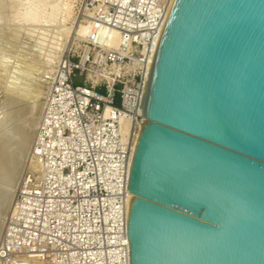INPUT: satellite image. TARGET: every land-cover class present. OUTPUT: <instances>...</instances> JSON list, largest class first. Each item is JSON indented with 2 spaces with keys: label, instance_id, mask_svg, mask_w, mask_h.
<instances>
[{
  "label": "water",
  "instance_id": "95a60500",
  "mask_svg": "<svg viewBox=\"0 0 264 264\" xmlns=\"http://www.w3.org/2000/svg\"><path fill=\"white\" fill-rule=\"evenodd\" d=\"M143 115L130 264H264V0H174Z\"/></svg>",
  "mask_w": 264,
  "mask_h": 264
},
{
  "label": "built area",
  "instance_id": "2783aa9c",
  "mask_svg": "<svg viewBox=\"0 0 264 264\" xmlns=\"http://www.w3.org/2000/svg\"><path fill=\"white\" fill-rule=\"evenodd\" d=\"M173 3L89 0L94 51L70 61L51 90L35 142L40 175L7 229L11 251L27 248L54 262L65 255L68 264H130L128 179ZM77 71L90 84L74 83Z\"/></svg>",
  "mask_w": 264,
  "mask_h": 264
},
{
  "label": "rangeland",
  "instance_id": "374dc122",
  "mask_svg": "<svg viewBox=\"0 0 264 264\" xmlns=\"http://www.w3.org/2000/svg\"><path fill=\"white\" fill-rule=\"evenodd\" d=\"M11 2L12 0H0V264H68L70 260L65 255L58 256L63 260L62 262L57 260L54 262L48 255L41 257L27 248L11 251L12 245L7 239V229L14 220L17 205L23 191L27 188L26 186L39 179L40 164L39 158L35 154V142L40 130L44 108L54 84L58 81V74L66 66H69L70 61L78 62L79 58L87 56L89 51H94L89 31L92 10L87 8L89 0H52V3L58 5L59 9L53 15H48L44 22L27 25L19 23L18 20L19 15L24 11L25 4L16 7L15 1ZM22 2L24 3L26 0H22ZM13 3L15 5H12ZM78 23H82L79 26L87 24L88 31H86L87 34H84L86 36L77 33ZM30 30H36V32L32 33ZM52 30H55V33ZM50 33L55 36L53 37ZM37 34L43 36V41L42 38H38ZM47 34L49 38L45 37ZM36 38L40 45L43 44L41 41L44 42V38H46L45 45H36L38 44ZM47 40L50 42L48 45ZM38 46L40 49L37 48ZM49 47L53 48V51L51 48V51L47 50ZM36 49L42 50L37 51ZM35 51L37 56H33ZM44 52L52 55V58H49ZM32 53L38 63L33 58L29 60ZM41 61H45V63ZM23 62L36 63L40 72H36L37 70L34 73L31 72L32 70L29 73L23 71L28 67ZM22 73L29 74V76L26 77ZM39 76L42 79L45 76L44 80L47 82L41 80L43 84H39L41 82ZM38 78L39 80H37ZM72 80L76 84H90V79L83 72H75ZM35 81L39 82L34 83ZM34 84L38 87L33 88ZM40 85V93L45 96L44 102L38 101L40 97L36 98L38 101L36 103L28 99H21L25 93L35 92ZM8 154L12 155L7 156ZM30 254L36 256L31 257Z\"/></svg>",
  "mask_w": 264,
  "mask_h": 264
},
{
  "label": "bare ground",
  "instance_id": "6f19581e",
  "mask_svg": "<svg viewBox=\"0 0 264 264\" xmlns=\"http://www.w3.org/2000/svg\"><path fill=\"white\" fill-rule=\"evenodd\" d=\"M13 1H15L14 3L15 4H17V6L16 7H18L19 5H22V4H25V6H24V11L19 15L20 17H19V23H25V24H32V25H35V24H40L42 21L44 22V20H46V17H48V15H53L54 13H55V11L56 10H58L59 9V6L58 5H56L55 3H52V0H26V2H22V0H12V2ZM11 2V3H12ZM17 2V3H16ZM54 2V1H53ZM12 4V5H15V4ZM52 20V19H51ZM48 22V21H47ZM51 22V21H50ZM52 23V22H51ZM18 24V23H17ZM79 24H82V23H78V29H76V31H77V33L78 34H80V35H84L85 33H86V31H88V26H87V24H83L84 26H86V27H84L83 25H80L79 26ZM51 25V24H50ZM17 27V26H16ZM51 27V26H50ZM16 29H19V28H16ZM27 29V28H26ZM33 29H35V28H33ZM40 30V29H39ZM22 31V30H21ZM26 31V30H25ZM54 31V33H55V30H52V32ZM30 32H32V33H34V32H36V30L35 31H31L30 30ZM40 33V31H37V33ZM48 33V32H47ZM73 33V32H72ZM51 34V33H50ZM87 34V33H86ZM38 35V34H37ZM52 36H53V34H51ZM50 35V36H51ZM34 36V35H33ZM48 36V38H49V35L47 34L45 37H47ZM52 36L50 37V38H52ZM55 36V35H54ZM53 36V37H54ZM84 36H86V35H84ZM42 38L43 36H41V34H39L38 35V38ZM37 39V38H36ZM45 40H46V38H44V42H42L43 41V38H42V41H41V43H43V44H39V42H38V39H37V43L38 44H36V45H40V46H42V45H45ZM52 41H54V40H52ZM48 43L50 44V42H48V40H47V45H48ZM35 45V44H34ZM34 45H33V47H34ZM51 45H53L54 46V44H51ZM40 46H38L37 48H39ZM35 48V47H34ZM50 48L51 47H49L47 50H50ZM55 48V47H54ZM40 49V48H39ZM37 50V51H41V50ZM51 50L53 51V48H51ZM50 50V51H51ZM50 51H47L48 53H50V54H52ZM24 53H25V51H23ZM47 52H44L45 54L47 53ZM12 53V52H11ZM36 51L34 52V55H33V53L31 54V56L29 57V60H32V59H30V58H33V60L35 61V58L33 57V56H35L36 55ZM40 53H42V52H40ZM48 53L46 54V55H48ZM10 54V53H9ZM44 54V55H45ZM25 55V54H24ZM33 55V56H32ZM45 55V56H46ZM18 56V55H17ZM26 56V55H25ZM37 56V55H36ZM41 56V55H40ZM43 56V55H42ZM45 56H43V57H45ZM49 56V58H52L51 56L52 55H48ZM24 57V56H23ZM42 57V58H43ZM40 58V57H39ZM38 58V59H39ZM48 58V57H47ZM47 58H45V60L47 59ZM36 59H37V57H36ZM44 59V58H43ZM23 60V59H22ZM48 60V59H47ZM50 60V59H49ZM33 61V62H34ZM38 60H36L35 62H37ZM52 61V60H51ZM51 61H50V63H51ZM20 62V61H19ZM26 62V61H25ZM30 62V61H29ZM29 62L28 63H24L26 66H28L27 67V69H25V70H23V71H28L27 73H29V71L30 70H32L31 72H35L36 70V72H40L39 70H38V65H37V67H36V63H33V64H29ZM42 62V61H41ZM44 63H45V61H43ZM42 62V63H43ZM38 63V62H37ZM21 64V63H20ZM46 64H47V62H46ZM23 65V64H22ZM24 65V66H25ZM41 65V64H40ZM39 65V68H41V66ZM43 65V64H42ZM44 66V65H43ZM7 68V67H6ZM23 68V67H22ZM26 68V67H25ZM45 68V67H44ZM50 68V67H49ZM49 68H47L48 69V71H49ZM44 70V69H43ZM43 72H45V71H43ZM50 72V71H49ZM23 74V73H22ZM21 74V75H22ZM45 74V73H44ZM43 74V75H44ZM48 74V73H47ZM24 76H26V77H28L29 76V74H23ZM28 75V76H27ZM33 76V75H32ZM40 77V76H39ZM47 77H49V76H47ZM31 78V77H30ZM37 78V75H36V77H35V79ZM41 78V77H40ZM32 79V78H31ZM45 79V76H44V78L42 79H40L39 80V78L37 79V80H39V81H41V80H43V82L45 81V82H47L46 80H44ZM47 79H49V78H47ZM17 80V79H16ZM19 80V79H18ZM29 80V79H28ZM38 81V82H39ZM37 81H35L34 83H36ZM37 82V83H38ZM43 82L41 81V82H39V84H43ZM18 83V82H17ZM46 84V83H45ZM50 85V84H49ZM43 86V85H42ZM47 86V85H46ZM34 87H38V85H35L34 84V86H33V88ZM40 88V89H39ZM39 88H36V90H35V92H33L31 89H30V91H32V92H27V93H25V95H24V97H21V99H25V100H30V101H32V102H34L35 101V103H36V101H37V99H38V97H40L39 98V100L38 101H42V102H44V100H43V98L45 97V96H43L44 94H42V93H40L41 92V85H40V87ZM34 90V89H33ZM43 90V89H42ZM28 91V90H27ZM37 98V99H36ZM41 99V100H40ZM37 101V102H38ZM146 119V118H145ZM122 121H123V123H125V124H128L129 122H130V120L129 119H126V118H123L122 119ZM141 126H142V124H141ZM9 155H12V154H8L7 156H9ZM6 158V157H5ZM5 158H3V160L5 159ZM10 159V158H9ZM5 161V160H4ZM7 163V162H6ZM33 166V165H32ZM34 167V166H33ZM32 167V168H33ZM130 202V201H129ZM130 205V204H129ZM29 256H31V257H35L36 255L35 254H30Z\"/></svg>",
  "mask_w": 264,
  "mask_h": 264
}]
</instances>
